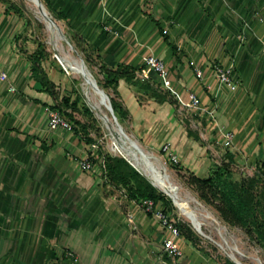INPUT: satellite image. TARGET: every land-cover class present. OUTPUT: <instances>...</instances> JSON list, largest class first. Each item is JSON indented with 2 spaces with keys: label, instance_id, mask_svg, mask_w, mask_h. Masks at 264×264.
Here are the masks:
<instances>
[{
  "label": "crops",
  "instance_id": "0c3cea01",
  "mask_svg": "<svg viewBox=\"0 0 264 264\" xmlns=\"http://www.w3.org/2000/svg\"><path fill=\"white\" fill-rule=\"evenodd\" d=\"M201 1L52 0L66 14L71 34L96 50L101 66L111 70L129 67L135 71L136 81L142 78L147 57L153 55L167 64L171 85L168 89L161 85V89L171 90L180 107L169 96L159 100L125 79L119 82V101L128 111L139 143L150 147L158 142L170 144L182 165L198 176L204 158L217 150L192 136L176 113L189 94L196 93L204 108L196 113L216 119L218 136L233 131L235 148L254 155L263 165L264 0H226L231 9L225 10V17L219 0H212L214 17L205 16ZM6 10L0 5V67L12 85L24 79L27 85L17 96L9 91L8 83L0 81V197H25L43 191L32 186V179L43 176L42 168L48 169L49 159L59 174H71L74 162L65 155L71 152L75 158L85 157L88 148L78 134L57 130L53 135L46 133L45 141H36L38 156L29 154L21 125L24 107L51 101L45 90L34 86L30 75L21 76L27 65L14 36L23 26L17 15H8ZM207 32L210 38H202ZM230 60L235 63L234 80L239 83L236 91L219 85L217 66H213L214 62L228 65ZM189 61L195 65L189 67ZM4 201L0 198V214ZM94 205L120 213L113 201L99 200ZM127 208L133 216L131 223L112 214V228L104 233L95 226V218L86 222L74 219L67 225L63 217H0V264H213L182 236L180 261H166V229L138 205L131 203Z\"/></svg>",
  "mask_w": 264,
  "mask_h": 264
},
{
  "label": "rangeland",
  "instance_id": "374dc122",
  "mask_svg": "<svg viewBox=\"0 0 264 264\" xmlns=\"http://www.w3.org/2000/svg\"><path fill=\"white\" fill-rule=\"evenodd\" d=\"M43 1L44 0H42V2ZM203 1H201V6L205 12V16L210 15V17H214L215 10L214 12L212 11V0ZM219 2L220 11L223 12L225 17L227 10L231 9V7L226 0H219ZM0 5L8 9L9 12H7V10L5 11L8 15L15 14L22 22V31L14 36V43L21 46L20 53L23 59L26 60L27 65V68L21 76H23L24 73L30 75L35 87L43 91L45 90L46 92H55L57 96L56 99L47 92L50 95L51 103H37L39 104L37 107L35 105L24 107L21 125L24 127L23 129H25V138L30 146L29 154L38 156L40 147L36 141H45L46 133H48V135H53V132H57V130L54 131L49 128V110L53 105L61 104L65 96L72 97L73 101L77 98L80 99L79 110L74 116L77 120L89 126V137L95 141V144H93L90 149L92 157L88 153L85 157L78 158L73 157L71 152L68 153L69 155H65L66 158L74 162V168L71 174L69 171H66L64 175L59 174L56 166L49 159L48 169L42 168L43 176H37V173H39L38 171L36 172L37 177L32 179V186L43 190L40 193H34L25 197L1 195V200L5 201L4 204L1 203L4 208L0 217H2V219L12 218L13 220L26 219L31 216L50 220H58L63 217L62 220H64L67 225L73 223L74 219L86 222L91 218H95V226L101 229L102 233L112 228L109 221L112 214L125 217L126 223H131L132 214L128 211V205L134 203L142 208L140 202H136L131 198L130 188L137 187V181H135L132 175L130 177V183L125 185L120 180L113 181L109 174L104 171L105 157L112 156L117 158L121 157V155H119L120 153L116 145L112 143L109 129L107 130L105 125H103L92 107V102L84 95L82 80L62 64L57 51H63L74 58H77L76 53L70 52V47L66 41L58 40L55 42L56 40L50 35L45 22L39 16L37 8L32 5L29 0H0ZM48 10L61 26L64 34L73 42L75 47L77 46L76 49L78 53L82 55L85 60H88V66L96 80L104 84L106 78L102 73V63L100 57L98 58L96 55V50L90 47L81 37L71 34L67 23L57 17L59 14L52 12L49 8ZM57 13H60V11ZM208 34L209 32L203 33L202 38L209 39L210 36ZM60 48L63 49L61 50ZM188 63L189 67H193L190 61ZM230 63L234 62L230 60L228 65ZM228 65H223L221 62L213 63V66L224 67ZM138 81L139 89L144 94L155 96L159 100L169 96L170 100L180 107V102L172 94L173 92L171 90L163 91L158 80L152 83L154 79L145 80L141 78ZM51 82L54 84L53 87L52 84H50ZM15 84L16 90L14 92L19 96V94L23 93L26 89V79H24L23 83L17 82ZM235 85V89L231 88L233 91L238 89L239 83L236 82ZM108 91L109 90H107V92ZM92 101L96 103L95 97H92ZM68 111L71 113V110ZM102 112L110 116L106 108H102ZM176 113L179 115V118L185 122L192 136L201 140L200 142L214 145L217 150V152L214 153L210 152L209 158H204L201 171H197L198 177L202 179L206 178L212 174L217 167L227 163L230 165L233 181L238 182L243 178L258 177L262 180V186L264 187V177L262 176L263 162L254 155L250 156L245 151H242V153L238 151L233 141L230 145L226 144L222 134L219 135L222 136L219 138L216 131V128L218 129L216 119L211 116H203L190 111L184 104L181 111H176ZM66 120L68 121V119ZM68 122L71 123L70 121ZM123 126L126 132L138 141L132 132V123L129 117L123 123ZM74 127V133L79 136L81 134L82 136L83 132L81 127ZM77 130L78 132H76ZM50 137L51 136H49V138ZM81 140L85 143L84 137ZM140 143L146 151L152 153L158 159L157 163L160 167V169H158L159 175L165 178L167 174L170 183H172L181 194H190L197 197L200 201L199 193L188 182L190 175L196 174L182 165L180 156L178 162L174 161L170 155L164 152L163 148L166 144L163 142H158L155 146L151 147L143 142ZM114 146L115 149L113 150L112 148ZM92 158L96 159L97 163H94ZM87 159L92 162V168L90 170H86L82 167V162ZM118 163L119 162H117V164ZM162 167L166 169V172ZM130 174L131 172L129 175ZM156 189L158 193H162L167 198L166 202L159 204L160 208L173 222H176L177 225L184 224L191 228L194 242L191 243L187 239L186 241L194 247L205 261L213 264H236L219 246V244H225L227 246L239 248L242 253L240 257L243 264H261L258 259L264 264V251L257 243L253 241L242 228L238 226L233 227L226 223L212 205L200 201L206 208L212 211L217 218V222L209 220L208 218L203 219V231L210 237V240L198 234L190 222L179 212L172 199L158 188ZM99 200H104L108 203L113 201L116 205V209L120 210V213H116L115 210H110L106 207L101 209L98 205H94ZM164 254V259L166 261L171 263L180 261L181 257L173 259L165 252Z\"/></svg>",
  "mask_w": 264,
  "mask_h": 264
},
{
  "label": "trees",
  "instance_id": "16d2710c",
  "mask_svg": "<svg viewBox=\"0 0 264 264\" xmlns=\"http://www.w3.org/2000/svg\"><path fill=\"white\" fill-rule=\"evenodd\" d=\"M43 2L52 12L59 14L57 17L64 20L68 27H70V23L64 12L60 11V13H57L59 9L55 7L51 0H44ZM7 12H9L8 9ZM166 40L169 43L168 37H166ZM172 48L175 51L177 50L174 46ZM85 62L89 64L88 60H85ZM101 69L106 80L104 84L98 82V85L105 92L109 90L107 94L111 97L115 114L119 122L123 124L129 117V114L122 102L119 101V82L125 79L127 83L139 87V81H135V71L129 67H120L116 70H111L106 65H102ZM50 84H52V87L54 86L52 82ZM49 94L57 99L55 92H49ZM163 99H166V97ZM79 104V98L73 101L72 97L65 96L61 104L53 105L51 109L58 110L74 126L81 127L83 135L81 136L80 134V138H85V145L88 148L87 153L92 157L90 149L95 144V141L89 137V126L77 120L74 116L79 110ZM68 110H71V113ZM92 160L94 163H97L96 159L92 158ZM117 162L119 163L117 164ZM262 169V176L264 177V164L262 165ZM104 171L109 174L113 181L120 180L125 185L130 183V177L133 175L135 181H137V187L130 188V191L131 198L136 202L141 203L145 199H150L156 204H160L167 200L166 196L158 193L153 184L145 176L140 175L122 156L117 158L112 156L105 157ZM128 172H131V174L129 175ZM188 182L199 193L201 202L212 205L219 212L221 218L229 225L242 228L264 251V187L262 186L263 183L260 178L251 177L243 178L238 182L233 181L230 165L226 163L217 167L212 174L203 179L191 174ZM177 227L183 238L191 243L194 242L191 228L184 224H178Z\"/></svg>",
  "mask_w": 264,
  "mask_h": 264
},
{
  "label": "built area",
  "instance_id": "2783aa9c",
  "mask_svg": "<svg viewBox=\"0 0 264 264\" xmlns=\"http://www.w3.org/2000/svg\"><path fill=\"white\" fill-rule=\"evenodd\" d=\"M195 65V63H192ZM234 63H230L228 66H217L215 69V75L218 80L220 86L230 87L232 89L236 88V81L234 80ZM196 74L198 77H202L203 74L201 70L196 69ZM141 77L145 80H158L159 83L164 86L166 89L170 87V73L165 61L151 55L147 57L146 64L144 70L141 72ZM0 81L9 84V91L14 92L16 87L9 82L8 73L0 67ZM186 108L193 112L204 111V108L201 103L200 97L196 93H190L189 99L184 103ZM214 111L208 112L209 115H213ZM49 128L56 130H64L69 133H74L75 127L69 123L66 118L63 116L61 112L58 110H49ZM224 141L226 144L230 145L234 138L233 131L224 132L223 133ZM164 152L171 156V158L178 162L179 157L177 154L171 151V145L166 144L163 148ZM82 167L86 170H90L92 168V162L87 159L82 162ZM141 207L148 214L155 216L158 221L162 224V226L168 232V236L163 242V250L173 259H177L183 256L184 252L179 244L180 231L176 225V222H173L170 217L165 214V212L160 208L159 204H156L153 200L145 199L141 202ZM133 218V216H132Z\"/></svg>",
  "mask_w": 264,
  "mask_h": 264
},
{
  "label": "bare ground",
  "instance_id": "6f19581e",
  "mask_svg": "<svg viewBox=\"0 0 264 264\" xmlns=\"http://www.w3.org/2000/svg\"><path fill=\"white\" fill-rule=\"evenodd\" d=\"M29 2L37 8L39 16L45 22L50 35H52L53 39L56 40L55 42H57L58 40L64 41L60 39L58 34H56V32L50 28V24L46 18L45 12L33 0H29ZM46 13L49 16L51 15L48 8L46 10ZM57 52L62 64L65 65L69 70L75 73V75L82 80L84 95L90 102H92L91 104L93 109L96 111L99 119L102 121L103 125H105L106 129L108 130L107 120L109 119L105 118V114H103L102 112V108H106V105L102 103L100 95L97 94V92L94 91L92 86L88 84L86 73L81 69L80 64H78V61H76V58L71 57L70 55L66 54L63 51L61 52L57 51ZM70 52H74V51H72L70 48ZM92 97H95L96 103H93ZM112 149L114 150L115 146ZM140 170L143 171L145 177H147L150 181L153 182V184H155L156 188H158L160 191H162L172 199L175 206L178 208L179 212L183 214V216L190 222V224L198 234H200L204 238L210 239L207 236V234L203 231V219L208 218L209 220L217 222V218L212 211L206 208V206H204L197 199V197L192 196L190 194L187 195L181 194V192H179V190L172 183H170L167 174L165 175L164 178L161 175H159L158 170L147 168L145 166L144 167L142 166ZM219 246L229 255V257L236 264H238L239 262L242 263V259L240 257L242 253L239 250V248L232 247L229 245L227 246L225 244H219Z\"/></svg>",
  "mask_w": 264,
  "mask_h": 264
},
{
  "label": "water",
  "instance_id": "95a60500",
  "mask_svg": "<svg viewBox=\"0 0 264 264\" xmlns=\"http://www.w3.org/2000/svg\"><path fill=\"white\" fill-rule=\"evenodd\" d=\"M44 12L46 15L47 20L49 21L50 28L58 34L59 38L66 41V43L70 46L71 50L76 53L78 64H80L81 69L87 75V82L92 88L94 89L97 94L100 95L102 103L106 105V109L108 110L109 115H105V118H108L107 125L108 129L111 134L112 143H115L116 148L119 151V155L125 158L130 165L141 175L145 176L143 171L140 168L143 166L151 169L158 170L160 167L158 166V159L150 152L146 151L145 148L132 136H130L123 124H121L115 114L112 100L109 94L104 91L99 85L98 81L96 80L95 76L91 72L88 64H86L82 55H80L74 46L73 42L64 34L63 29L58 24V22L54 19L52 15H47L46 5L42 2V0H33ZM109 116V117H108ZM162 169L166 172V169L162 167ZM147 178V177H146ZM148 179V178H147ZM149 180V179H148ZM151 184L152 181L149 180ZM155 186V184H153ZM208 236V235H207ZM209 237V236H208ZM210 238V237H209ZM258 261L262 264L261 260ZM238 264H243L239 262Z\"/></svg>",
  "mask_w": 264,
  "mask_h": 264
}]
</instances>
